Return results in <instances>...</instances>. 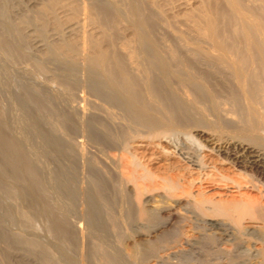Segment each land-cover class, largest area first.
Here are the masks:
<instances>
[{
    "label": "bare ground",
    "instance_id": "bare-ground-1",
    "mask_svg": "<svg viewBox=\"0 0 264 264\" xmlns=\"http://www.w3.org/2000/svg\"><path fill=\"white\" fill-rule=\"evenodd\" d=\"M119 1L111 0L115 6ZM122 1L132 30L130 39L118 44L115 41L122 11L114 13V8L111 14L105 5L90 3L82 10L87 22L90 18L101 28L99 37L84 34L79 41L73 38L53 47L67 62L78 63L84 78L78 80L81 94L74 96L77 98L70 105L76 115L73 119L65 111L55 110L48 100L44 106L48 119L45 135L55 144L51 147L61 162L56 170L59 193L67 199L54 202L44 187L45 231L64 248L73 244L77 235L82 236L83 223L87 229H109L122 244V221L138 218L149 224L164 212L168 220L174 215L171 210L185 201L187 207L183 210L191 232L196 231L197 225H193L199 221L203 230L216 236L215 242L229 249L215 264L244 260L247 264H264V232L250 231L245 223L257 219L254 222L261 223L264 230V207L257 206L256 198L247 194L264 196V0H222L223 5L199 3L191 13L181 5L191 37L176 32L177 41L164 46V52L163 43L159 47L152 33L155 18L157 21L160 17L157 23L162 20L172 27L168 17H164L168 10L159 8L155 0ZM59 2L50 0L40 9L42 25L48 21V14L55 24L52 11ZM77 15L74 13V17ZM6 41L0 36L4 54L20 60L25 57L23 51L13 49L17 53L13 54ZM59 86L68 96L74 89L65 82ZM87 94L100 103L90 100ZM2 132L0 146L6 148H1L2 155L12 167L11 177L22 181L24 175L30 187L43 193L39 178L22 152ZM172 132L192 136L198 147L193 145L195 149L178 137L174 140L178 143H165L164 138ZM217 189L224 190L225 195ZM77 221L82 223L76 225ZM162 229L155 226L151 231L160 233ZM242 243L250 246V253L244 256L236 254ZM85 249L86 253L77 258L82 264L89 260L119 264L100 245L91 244L90 249ZM141 250L134 243L126 253L135 262L145 256ZM62 255L72 261L73 254L66 251ZM45 262L54 264L50 257Z\"/></svg>",
    "mask_w": 264,
    "mask_h": 264
},
{
    "label": "rangeland",
    "instance_id": "rangeland-1",
    "mask_svg": "<svg viewBox=\"0 0 264 264\" xmlns=\"http://www.w3.org/2000/svg\"><path fill=\"white\" fill-rule=\"evenodd\" d=\"M48 1L50 0H0V36L7 40L6 42L12 47L11 50L13 54H17L15 52L18 51H20V53L23 51L22 53L25 54L23 55L25 57L20 60V58L16 59L10 55L4 54V52L0 50V125L2 126H0V131H3V135H5L10 142L12 141L11 143L13 145H11L13 147L17 148L20 153L22 152L21 154L26 159V162L28 161L27 164L29 163L28 165H30L29 167L34 172L36 179L37 177L39 178L38 183L40 182V189L43 190V193H40L39 189L36 190L30 187L25 181L26 177L24 175L21 176V178H23L22 181L21 179L16 180L11 177L12 175L10 174H12V172L10 171H12V167L8 165L9 162L8 164L6 163L7 159L5 157L3 158L2 155L3 150L1 148H6L5 146H0V264H47L45 262L47 257H50V261L54 264H71V262H73L72 264H82L77 258H79L81 254H85L87 251L85 248L90 249L91 244H97L100 245L101 248L103 247L105 251L115 257L119 264H215L217 261L216 259L219 258V256L222 257V255L228 253L229 249L216 241L217 244L215 242L216 236L211 235V232L207 230H203L199 221L190 222L192 224L195 222L193 226L197 225L195 229L196 231L194 233L191 232L190 226L186 225V223L188 224V217L183 210V207H187L185 201H180L181 209L180 207H177L171 210L174 215L170 216V219L168 220H166L164 212L161 213L163 216L161 215V217H159L160 215H157L158 218L156 217L157 219L155 218L153 222L149 224L146 223L145 219L142 220L138 218H136V220L125 219L122 221L123 223L119 222L120 234H124H121L123 245L116 241V235H114V232L109 231V229L107 230L102 227H89V229H87L82 221H77L76 225L81 222L83 230L86 233L83 232L80 237L77 235L73 240L74 243L71 245L67 244L64 248L60 242H57L56 239H53V237L45 231V225H43L44 187L49 190L54 202H67V199L63 194L61 195V193H59L60 189L58 181H60V177L57 171L60 166L59 163L61 164V162L58 155H56L53 150L55 144L52 140L48 141L45 135V126H47L48 119L46 120L44 106L48 100L55 110L58 109V111H65L66 115L73 119L76 115L71 111L70 105L74 104V100L77 98L74 96H79L81 94V87H79L80 82H78V80L81 81L84 78L81 76L80 67L77 66L78 63H76V65L72 61L67 62V60H65L66 58L56 53V50L54 51L53 47L63 41L73 40V38L74 41H79L80 35L83 36L84 34H87L88 36L92 35V37H96L97 35V37H99L101 34V28L99 25H96L94 20L92 24L90 18H88L87 22L82 7H86V5L88 7L90 3H99L103 6L105 5L104 7H107L106 9L109 10V12L111 9L115 8V13L118 12V10L123 12L125 5V2L122 0H120L116 6L111 0H60V5L58 4V7L54 6V10H51L56 16V22L59 21V23L57 22L59 26L56 22L54 24V21H52L49 14L47 17L51 20L48 18L46 24L44 25L43 23L42 25V23H40L41 21H39L40 9L44 7ZM245 1L247 2L248 0ZM62 2L69 4L70 7L69 5L66 7L64 3V6L61 5ZM155 2L158 7L165 10V12L168 10V13L166 12V16L164 15V17H168L167 20L171 21L172 24V27H169L162 20L161 22H158L160 23L158 24L157 21H159L158 19H160V17L157 18V21L155 18L156 23H154V31L152 33L153 39H155L154 41H156V44L159 47L160 43H163L161 44V50L163 52L166 50L165 47L170 42L177 41L175 39L176 32L182 31L187 38L192 34V31L189 30L190 24L185 19V11H187V13L190 10L189 13L193 10L195 11L196 8L199 7V3L212 4L213 2H216L215 4H217L218 2L219 5H223L222 0H155ZM181 5H185V9ZM181 7L182 9H180ZM183 9L185 10L184 12ZM72 12H74L75 15H78L74 17V13L72 14ZM112 12L113 10L110 13L112 14ZM122 14L123 17L120 19L118 22L119 25L117 26L119 27L118 34L115 38L117 44L122 41H127L128 38L130 39L131 37L130 31L132 30L130 23L127 18H125V13L123 12ZM51 15L54 16L53 14ZM82 17L85 22H82ZM95 27L97 28L95 29ZM98 33L100 34L98 35ZM13 49H15V52ZM162 51L160 52L163 53ZM47 80L50 81L48 82ZM58 82L59 85H61L62 82L70 84V86L74 88L71 91L72 94L68 96V93L62 91ZM88 98L94 100V102L96 101V104L100 103V100L95 99V97L91 98V96L88 95ZM191 137L190 135L187 136L182 133L172 132L169 138H164V142L173 145L174 143H178L179 140H183L186 143L188 142L190 146L192 145L191 147H194L193 145L196 144V141L194 142V139L192 138V140ZM176 138L179 139L177 142L174 141L177 140ZM196 145L195 147L197 148L198 146ZM16 167L19 168L17 165ZM217 191H220L219 193L225 195L224 190L217 189ZM247 194L256 198L257 201L255 204L257 206L262 204L263 206L260 205V207H264V196L261 197L260 194L256 192ZM75 210L77 211V209ZM75 210H73L74 214L79 216ZM151 213L152 216L156 211ZM24 216L27 218H24ZM256 220L254 219L252 223L251 221H246L245 223H248L247 226H250V231L254 230L258 233H261L262 231L264 232L261 223L254 222ZM125 224H127V227H125ZM155 226L156 228L164 227L161 231L162 233L152 232L151 229H154ZM86 234L88 238H86ZM77 238L79 240L82 238V240H80L81 242L78 241ZM29 240H31V242ZM32 242H35L34 244L37 243V247H35ZM89 242L90 244L88 245ZM80 243L83 246H81ZM134 243L138 248L142 249L141 251L144 252L143 255L148 256H144L141 259L139 258V261L137 260L135 262L132 260L134 257H128L129 254L127 253L131 251V247L134 246ZM192 243H195V245ZM118 244L121 245V248ZM76 245L78 247H76ZM74 247L76 249H74ZM248 247L250 246L247 243H242L239 245L238 253L236 254H242V256H244L245 254L250 253ZM65 248L66 250L63 251ZM122 248H124L125 251ZM74 250H76L77 253H75ZM66 251L70 255L73 254V256L71 255L74 258H72V261L70 259L68 261V259L64 258V255H62V253H65ZM86 264L96 263L89 260ZM234 264H247V262L244 260L241 263L236 262Z\"/></svg>",
    "mask_w": 264,
    "mask_h": 264
}]
</instances>
